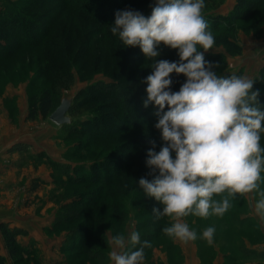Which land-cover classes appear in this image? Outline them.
Wrapping results in <instances>:
<instances>
[{
  "label": "rangeland",
  "instance_id": "1",
  "mask_svg": "<svg viewBox=\"0 0 264 264\" xmlns=\"http://www.w3.org/2000/svg\"><path fill=\"white\" fill-rule=\"evenodd\" d=\"M93 1L96 0H0V31L4 36L0 39V132L19 136L45 131V141L54 142L50 150L32 155L25 143L16 145L12 151L26 157L28 154L34 160L44 155L45 174L49 173L53 186L44 185L39 195L53 202L55 233H64L65 243L77 226H81L80 234L85 225L91 226L87 239L94 248L104 243L96 241V234H123L127 238L137 231L142 242L147 240L152 245L144 249L145 258L150 260L155 249L163 251L162 244L171 241L162 231L170 226L171 219L152 215L154 208L162 211L163 206L146 197L139 186L141 178L151 181L158 175L157 170L146 164L148 151L158 152L166 146L155 128L158 108L153 104L145 108L141 99V96L147 99L146 78L153 71V60L145 57L138 46L126 47L118 34H112L116 15L110 12L118 0H99L91 11ZM120 2H124L122 11H139L146 17L155 5V0ZM235 2L210 0L203 11L205 18L211 14L227 15ZM106 13L111 20L105 21ZM210 31L215 44L204 54L220 53L226 62L217 73L244 75L255 80L254 85L264 83V63L259 64L261 61L252 53L256 46L264 48V3L252 17ZM157 50L160 52L157 61L179 62L177 50L163 45ZM171 79L174 86L182 85L179 75L172 73ZM45 91H49L53 100V110L47 117H29L33 102ZM64 101L70 102L66 113L70 121L59 125L50 115ZM98 128H106V132L114 135L110 139L100 137ZM134 144L138 151L128 153L129 146ZM261 146L264 147V133ZM53 152L59 153V158ZM126 159L132 165L131 171L122 176L124 183L117 185V179L101 205L86 207L84 202L91 198L90 193L101 188L90 181L93 169L104 168L108 163L114 168ZM260 189L264 190V180ZM258 199V193L237 194L233 207L222 218L192 215L185 218L190 229L197 232L203 264H214L218 257L225 264H264V225L254 214ZM57 219L62 223L55 225ZM209 226L215 228L211 246L199 238ZM72 253L69 247L65 253L67 261L79 264L80 260H74ZM22 260L18 264L32 261L36 264L33 256ZM93 262L91 259L86 264Z\"/></svg>",
  "mask_w": 264,
  "mask_h": 264
},
{
  "label": "clouds",
  "instance_id": "2",
  "mask_svg": "<svg viewBox=\"0 0 264 264\" xmlns=\"http://www.w3.org/2000/svg\"><path fill=\"white\" fill-rule=\"evenodd\" d=\"M204 8L205 0H155L150 16L120 11L111 26L126 47L138 46L153 60L144 107L158 108L155 128L166 146L148 151L146 164L158 175L151 181L141 178L139 186L163 206L162 211L154 208L152 215L171 219L163 234L185 245L198 238L186 217L222 218L237 194L258 193L254 214L264 225V110L259 90L253 91L255 80L220 76L213 70L219 65L205 60L204 52L214 47L215 38ZM161 45L177 50L179 62L157 61ZM172 73L186 77L176 92L170 90ZM214 234L209 226L199 238L211 246ZM109 243L113 264H144V249L152 247L137 231L127 238L112 236ZM129 245L136 250H128Z\"/></svg>",
  "mask_w": 264,
  "mask_h": 264
},
{
  "label": "crops",
  "instance_id": "3",
  "mask_svg": "<svg viewBox=\"0 0 264 264\" xmlns=\"http://www.w3.org/2000/svg\"><path fill=\"white\" fill-rule=\"evenodd\" d=\"M252 53L261 61L259 64L264 63V48L256 46V49L252 48ZM20 143H25V147L30 149L29 155L45 152L54 144L45 141V131L19 136L13 132H0V255L4 264H18L6 243L3 230L6 225L16 230L15 238L22 249L23 259L33 256L36 264H69L65 254L69 249L64 242L65 234L55 233L53 202L49 197L45 200L43 195H39L44 185L53 186L51 176L45 174V157L43 155L41 159L34 160L28 154L26 157L18 151L13 152L12 149ZM53 153L59 158V153ZM107 236L110 241L112 236ZM162 246L163 251L155 249L153 257L150 260L145 258L144 264H203L197 240L185 245L171 238ZM112 250L113 246L109 243L105 264H113L109 258ZM31 264H35L34 261ZM214 264L225 262L218 257Z\"/></svg>",
  "mask_w": 264,
  "mask_h": 264
},
{
  "label": "trees",
  "instance_id": "4",
  "mask_svg": "<svg viewBox=\"0 0 264 264\" xmlns=\"http://www.w3.org/2000/svg\"><path fill=\"white\" fill-rule=\"evenodd\" d=\"M209 1L210 0H205V4H207ZM99 2H100L99 0L93 1L90 4L91 6L90 10L94 11L95 6ZM124 2H120V0L117 1V6L114 8L112 12H110L112 16L116 15L117 12L122 11L121 8ZM263 3H264V0H236L233 8L230 10V12L227 15L211 14L206 18L209 23V30L216 29L218 27L226 28L228 27V24H230V26H233L235 25L237 20H242V19H247L249 17H252L255 14L256 9ZM105 7L107 10L108 5L106 4ZM107 12L109 11L107 10ZM99 15L101 16V13ZM107 15L108 13L105 14L106 16L104 18L105 21L111 20L110 19L111 15L109 17H107ZM1 21L2 20H0V23ZM3 37H4L3 33L0 31V39ZM204 57H205V60L208 61L209 63L213 65H219L218 67L213 68L214 71H217L218 69L226 66L225 57L222 56V54L220 53H207V54H204ZM174 58L171 57V59H174ZM217 74L220 76L232 75L231 73H221V72ZM179 78H180L181 84H183L186 81V77L182 74L179 75ZM181 86L182 85L174 86L172 82L170 90L173 92L179 91ZM256 90H259V96H258L259 106L261 107L262 110H264V83H258L257 85H253V91H256ZM141 99L145 101V98L143 96H141ZM52 110H53V100L50 96L49 91H45L42 94V96L38 98V100H35L33 102L31 109H30L29 117L34 118L39 115L43 117H47L51 113ZM165 110L167 111V108H165ZM149 115H151V113ZM98 129L99 131L97 135L100 137L110 139L114 135V133L112 132H106L105 131L106 128H102V129L98 128ZM128 144H131V142ZM136 145L137 144L129 146L130 150L128 151V153H132L133 151H138V146ZM126 162H127V159L126 161L123 160L120 164L115 165L114 168H112L113 166L112 164L108 163L106 164V166H104V168L103 166H101V167H95L93 169L94 176L90 177V181L95 184L101 185V188L100 189L97 188L94 193L92 192L90 193L91 198L84 202L86 207L93 208L98 205H101L102 202L104 201V198L108 195L109 188L112 187L111 184H113V182L116 181L117 179H119L116 181L117 185L124 183V179L122 176L124 172L131 171V168L129 165H132L131 162L130 164H127ZM111 168L112 170L109 172ZM122 187L124 188V186ZM111 196L113 197L114 195H112L111 193ZM117 196L120 197V194H118ZM101 198L103 199L101 200ZM60 223H62V220L57 219L55 225H59ZM80 227L81 226H77L76 230L73 231L74 233L73 232L71 233L72 236H70V239L69 240L67 239V242H66L71 248V250L73 251V253L71 254L72 258L74 260H80V263L78 261L79 264H86L87 261L88 260L90 261L91 259L95 261L93 263L101 264L100 261L105 260L107 258V249L109 246V239H108L107 234L106 233L96 234L97 235L96 241L100 240L98 242L102 241L104 243H102V246H100V248H94L93 246L88 245L89 243L87 239V236L91 230V226L85 225L84 231L82 232V234H80V231L78 230V229H81ZM3 230H4L6 243H7V246L9 247L11 254H13V256L16 258V262L21 261L22 260V257H21L22 249L16 242V238H15L17 234L16 230H11L6 225L4 226ZM3 261L4 259L0 255V264H4ZM103 264H105V262Z\"/></svg>",
  "mask_w": 264,
  "mask_h": 264
},
{
  "label": "water",
  "instance_id": "5",
  "mask_svg": "<svg viewBox=\"0 0 264 264\" xmlns=\"http://www.w3.org/2000/svg\"><path fill=\"white\" fill-rule=\"evenodd\" d=\"M70 107V102L64 101L51 115L50 119L56 124L63 125L69 122V117L66 115Z\"/></svg>",
  "mask_w": 264,
  "mask_h": 264
}]
</instances>
